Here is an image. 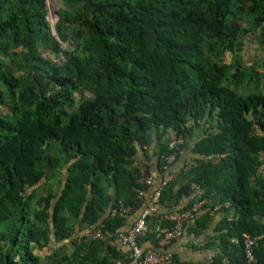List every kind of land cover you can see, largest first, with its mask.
<instances>
[{
	"label": "trees",
	"instance_id": "1",
	"mask_svg": "<svg viewBox=\"0 0 264 264\" xmlns=\"http://www.w3.org/2000/svg\"><path fill=\"white\" fill-rule=\"evenodd\" d=\"M61 4L52 27L46 0H0V264L125 260L87 236L114 240L148 205L141 155L163 177L189 157L142 242L160 248L175 226L163 216L206 200L184 228L215 225L202 264L245 263L240 238L264 233V73L242 53L264 51V0ZM226 202L230 217H213ZM254 254L264 264V241Z\"/></svg>",
	"mask_w": 264,
	"mask_h": 264
},
{
	"label": "built area",
	"instance_id": "2",
	"mask_svg": "<svg viewBox=\"0 0 264 264\" xmlns=\"http://www.w3.org/2000/svg\"><path fill=\"white\" fill-rule=\"evenodd\" d=\"M182 139L174 136L170 141V148L178 149L182 146ZM175 155L167 158V163L163 167L165 176L158 183L155 175L147 174L145 172V167L140 166L142 177L139 183L145 184L146 186L153 188L154 191L150 197L148 205L141 212L137 222L132 226L127 232H120L117 234L114 240H108V238L100 231L94 230L90 232L87 238L90 240H101L106 244L111 246H119L127 250V255L125 260L117 261V264H179L177 263L172 253L167 251H157L153 248H143L142 240L149 233V218L155 217L160 212V200L162 197L163 187L171 180L172 175L168 172L170 171V166L175 162ZM191 164H187L186 169L191 168ZM264 178V169L261 173ZM146 193L141 191L139 193L140 198H144ZM264 198V195H263ZM206 204L205 201H198L194 203L189 209L185 211H173L166 213L163 218L166 221L175 224L173 229L164 231L163 237L161 239V245L164 247L170 246L175 240L182 237L185 225L195 219L198 213L201 211L202 207ZM231 204L229 202L225 204L218 205L212 211V215L220 211L223 208H229ZM120 209L123 213H129L131 209L120 204ZM243 243L244 253L246 257V262L243 264H256L257 258L254 254L255 248L260 241H264V233L258 236H251L250 234L244 233L240 238ZM239 238H233L232 243L235 245H240Z\"/></svg>",
	"mask_w": 264,
	"mask_h": 264
},
{
	"label": "crops",
	"instance_id": "3",
	"mask_svg": "<svg viewBox=\"0 0 264 264\" xmlns=\"http://www.w3.org/2000/svg\"><path fill=\"white\" fill-rule=\"evenodd\" d=\"M189 151V150H188ZM186 155H190L186 153ZM185 158H189L186 156H183L182 159L179 161H175L171 166V175L172 179L176 178L179 172L182 170L183 166L185 165ZM156 157L151 158L149 161L144 160V157L141 155L140 159L133 163L135 167L140 168V166L146 167V164L151 165L152 172L150 174L155 175L157 182L159 183L163 176L157 171L156 169ZM189 170V169H188ZM196 187L195 184H193V188ZM153 189V188H152ZM147 194V193H146ZM151 194V193H150ZM191 201V198H185L183 201H181V206L187 205ZM227 203V202H226ZM230 208H223L220 211L216 212L215 214L211 215L215 217L216 219L221 216V214H226L228 217H230ZM161 210V209H160ZM116 213V210L113 211V214ZM139 213H136V215H133L129 219V223L127 225L128 227L134 226V224L137 222L139 218ZM215 225H212L208 230H206L204 233L196 235L192 230L189 229V226L185 229V232H183V235L180 239L175 240L173 243L170 244V246L164 247L161 245L160 241V248L154 247V244L152 241L148 240L146 243L142 242L143 248H153L157 251H167L172 253L174 260L179 264H202V263H208L212 261L213 252L209 251L207 249V244L209 243L208 240H206L207 237H212L214 232ZM153 230L150 228V232ZM143 241V240H142ZM175 243V244H174ZM119 247V246H118ZM122 253L125 254L127 250L124 248L119 247ZM174 252V253H173ZM258 263V261H257ZM256 263V264H257ZM254 264V263H253Z\"/></svg>",
	"mask_w": 264,
	"mask_h": 264
},
{
	"label": "rangeland",
	"instance_id": "4",
	"mask_svg": "<svg viewBox=\"0 0 264 264\" xmlns=\"http://www.w3.org/2000/svg\"><path fill=\"white\" fill-rule=\"evenodd\" d=\"M47 1V10L48 15L47 19L52 27H55L56 23L59 21L58 10L61 8V0H46ZM257 44V43H256ZM256 44H248L245 46V50L242 53L243 65L245 63L250 66L252 63H259L260 72L264 73V51ZM66 47V46H65ZM42 191V190H41Z\"/></svg>",
	"mask_w": 264,
	"mask_h": 264
},
{
	"label": "bare ground",
	"instance_id": "5",
	"mask_svg": "<svg viewBox=\"0 0 264 264\" xmlns=\"http://www.w3.org/2000/svg\"><path fill=\"white\" fill-rule=\"evenodd\" d=\"M175 244V243H174ZM174 253V252H173Z\"/></svg>",
	"mask_w": 264,
	"mask_h": 264
}]
</instances>
